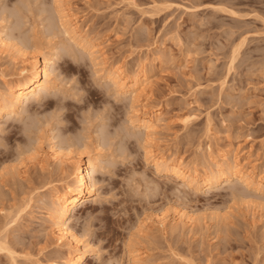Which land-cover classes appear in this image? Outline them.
Here are the masks:
<instances>
[{
    "label": "rangeland",
    "instance_id": "rangeland-1",
    "mask_svg": "<svg viewBox=\"0 0 264 264\" xmlns=\"http://www.w3.org/2000/svg\"><path fill=\"white\" fill-rule=\"evenodd\" d=\"M57 13L78 41L62 32ZM1 31L40 63L55 49L56 88L41 105L30 97V113L63 107L65 135L79 131L82 112L102 107L97 119L110 113L113 128L121 119L135 128L115 172L90 173L95 201L67 222L80 248L87 246L80 264H264V0H0ZM77 43L96 46L95 58ZM26 64L0 49V93ZM109 68L126 83H144L140 102L105 78ZM14 117L18 111L0 117L8 129V150L0 149V239L13 252L1 253L0 264H61L71 250L56 241L50 193L73 185L69 158L85 161L101 149L91 137L82 150L63 148L70 156L62 168L52 154L58 148L42 134L36 151L15 159L27 139ZM147 122L154 129L148 138L140 127ZM227 152L239 156L243 172L253 169L254 187L230 180L196 191L155 166L164 156L188 176ZM175 213L194 223L162 231L157 216L171 222Z\"/></svg>",
    "mask_w": 264,
    "mask_h": 264
},
{
    "label": "bare ground",
    "instance_id": "bare-ground-1",
    "mask_svg": "<svg viewBox=\"0 0 264 264\" xmlns=\"http://www.w3.org/2000/svg\"><path fill=\"white\" fill-rule=\"evenodd\" d=\"M57 17V21L62 29V32L65 35H68V39L73 42L78 41L80 34L76 32L71 25L64 23L65 16H61L57 13ZM13 40H11V38L9 39L1 31L0 49L2 52L11 51L15 53L19 58L20 63L24 65L27 63L26 65H29V68L25 67L24 65H19L17 73L18 80L12 81L5 79L3 81L5 89L4 92L0 93V117L3 115H15L18 111V107L26 104L30 97L36 94L37 98L41 99L40 93H43L41 90L45 92L43 95L46 97V92L52 91L56 88V79L53 77V71L51 69L52 53L55 49L53 47H49L50 49H48L46 53L42 55V61L40 63V60L36 56L27 55L23 50V47H19L20 43H15ZM77 44L86 50L88 55H90V57L92 56V59L93 57L95 58V53L97 51L96 46L92 45L90 47L89 45L86 46L84 44L81 45L80 43ZM233 53H235L234 50ZM105 70V78L108 81H111L116 89L118 88L120 90L121 94H127L132 103L140 102L141 98L144 96V83H139L135 78V80H131L129 83H126V78L123 77L124 75L122 76V72L119 69L109 68ZM143 110L146 109L143 108ZM140 127L144 130L146 138L153 134L154 129L152 125L149 124V122L140 125ZM55 149H53L54 152L52 154L55 158L58 157L57 159L59 161V165L62 167L66 156L69 154H67V152V155L65 156L64 152H66V150L63 148ZM227 154L230 153L227 152V157H221V162L218 161L219 163H212V166L209 169L205 168L202 173H197L193 170V175L188 176L184 175L180 171V164L182 163L174 164L172 160L164 159V156H161L155 161V166L158 168L163 167L165 174L182 180L183 183H185V186L188 188H193L196 191L202 190L204 188H211L218 182H226L230 180H238L242 182L247 188L254 187L252 186V177L248 176L253 169L249 170L248 173L243 172V167H241L239 156L236 154H231L228 158ZM74 156L75 157L73 159L69 158V160L74 161L73 185L71 187L68 186L54 190L52 192L50 191L52 207L48 213V216L56 235V241L60 244H63L64 246H67L71 250L69 251L67 257H65V259L61 262V264H80L83 258H85V256L88 254L87 249H85L87 246L83 245L84 247L82 249L80 248V241L73 235V233H71L67 227V222L71 218L72 212L76 211L78 208L81 209L82 205H87L89 204L88 202H94L96 197V183L90 177V173H94L96 167L93 160V153H86L85 161L80 155ZM184 168V170L188 171V168L190 167L185 165ZM259 181H262L260 177L258 178V182ZM256 185L260 186V183H257ZM17 212L15 214H17ZM156 222L161 225L163 229L162 231H164L165 227L169 223H172L174 226L173 228H176L179 223H182L185 226L192 225V223H194L192 217L184 213H175L171 222H167L166 216L161 214L157 216ZM8 247L9 246H7L5 240L0 239V254L4 252L12 256L13 252ZM51 264L56 263L52 262Z\"/></svg>",
    "mask_w": 264,
    "mask_h": 264
},
{
    "label": "clouds",
    "instance_id": "clouds-1",
    "mask_svg": "<svg viewBox=\"0 0 264 264\" xmlns=\"http://www.w3.org/2000/svg\"><path fill=\"white\" fill-rule=\"evenodd\" d=\"M105 95L108 99H112L115 96V90L110 88L105 92ZM40 96L39 102L30 101L29 104L41 105L46 97L43 93H40ZM28 106L18 107V117H14L12 121L13 124L22 126V135L27 139L26 145L17 144L15 159H20L21 156L36 151L42 134L48 143L58 149L73 148L76 151L89 146L91 137L95 147L101 149V151L93 153L97 172L114 173L120 165L119 157L127 149V143L135 140V128L130 126L125 119H121L115 128L112 127L110 113H105L97 119V114L103 111V107L100 110L92 109V112L87 116L84 114L87 111L82 112L79 119L81 125L79 131L75 135H65L61 129L66 127V121L63 119L66 109L61 107L41 115L35 112L30 113ZM7 134L6 127L0 128V149L4 151L8 150L4 139ZM90 227V224H85V231Z\"/></svg>",
    "mask_w": 264,
    "mask_h": 264
}]
</instances>
